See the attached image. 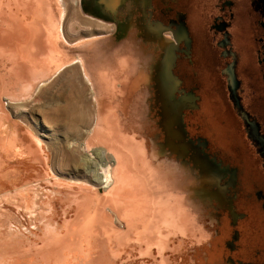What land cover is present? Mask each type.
<instances>
[{
  "label": "rangeland",
  "instance_id": "1",
  "mask_svg": "<svg viewBox=\"0 0 264 264\" xmlns=\"http://www.w3.org/2000/svg\"><path fill=\"white\" fill-rule=\"evenodd\" d=\"M0 2V47L5 41H42L25 29L12 36L4 21L9 13L10 21L17 19L8 0ZM63 2L68 17L64 36L61 30L36 29L37 35L46 31L51 41H76L104 32L79 28L78 16L83 14L78 0ZM70 70L53 69V75L36 81L23 95L16 76L20 64L9 74L8 62L0 61V264H257L256 244L249 235L240 239L237 219L228 206L215 202L213 214L199 219L173 184L165 192L158 188L157 159L143 153L159 145L158 127L150 121L161 109L154 84L150 93L134 88L130 113L120 105L107 113L106 118L113 115L118 125L103 126L104 134L96 133L103 134L102 143L95 144L89 134L97 114L93 79ZM109 83L105 85L111 88L114 83ZM132 83L123 77L122 91ZM13 86L18 93L8 92ZM129 118L133 126L124 124ZM131 127L133 141L121 139L131 159L127 166L123 160L115 163L110 137L125 139ZM113 128L119 131L115 136ZM231 145L245 151L238 160L253 165L247 145L239 141ZM108 160L120 177L117 189L108 190L88 171L95 165L101 172L99 164ZM147 175L151 184L144 181ZM235 208L244 211L242 204ZM227 246H238V256L228 253Z\"/></svg>",
  "mask_w": 264,
  "mask_h": 264
},
{
  "label": "flooded vegetation",
  "instance_id": "2",
  "mask_svg": "<svg viewBox=\"0 0 264 264\" xmlns=\"http://www.w3.org/2000/svg\"><path fill=\"white\" fill-rule=\"evenodd\" d=\"M137 2L129 15L139 9V25H130L129 36L144 41L150 32L156 52L151 60L135 62L124 77L133 80L125 91L123 77L103 80L102 91L114 92V100L103 104L130 113L134 88L150 93L154 84L161 109L150 121L158 127L159 145L143 153L181 162L176 170L156 171L158 188L165 192L173 184L199 219L213 214L215 202L228 206L240 239L254 240L257 264H264V0ZM161 35L172 41L167 48L159 46ZM234 141L248 146L253 165L238 160L245 151L234 149ZM237 203L243 212H236ZM237 247L227 246V252L238 256Z\"/></svg>",
  "mask_w": 264,
  "mask_h": 264
},
{
  "label": "crops",
  "instance_id": "3",
  "mask_svg": "<svg viewBox=\"0 0 264 264\" xmlns=\"http://www.w3.org/2000/svg\"><path fill=\"white\" fill-rule=\"evenodd\" d=\"M27 3L19 7H9L12 9L10 10L17 21H10L11 15L9 13V21H4L7 24L6 29L10 30L11 28H8V26H11L18 28V30H61V34L64 36L65 24L67 23L66 20H68V17L63 0H39L37 4L36 0H29ZM33 3H35L36 7H34L35 5L32 6ZM130 5L136 9L138 7L137 0H78L80 13L83 15L78 16V24L81 26H77L79 28L94 30L100 29L104 30V32L83 36L76 41L66 39L64 41H47V43L42 41V43H45L43 44V49L41 41H9L8 43L5 41L0 47V61L8 62V71L10 74V71L15 69L20 62H24V57H22L24 52L33 54L38 51L37 49L41 48L44 50L42 57H45L46 51L49 49L46 56L54 57L52 67L56 69V72L67 67H72L70 71L79 73L77 77L93 79L90 82L94 86L93 99L97 106V114L89 134L95 141L97 140V134L101 132L104 134L103 126L112 127L113 123L114 125H118L113 115L106 118L107 113L112 112L116 107H112L110 103L103 104L104 100L105 102L114 100V92L112 89L108 92L102 91L101 85L103 80L129 76L128 73L133 71L135 62L151 60L156 52L154 47L157 43L151 41V37L149 36L150 32L147 33L144 41L141 38L134 39L129 36L130 25H139V22L135 23L136 21L134 19L135 16H138L139 9H134L133 13L129 15ZM160 38L159 46L167 48L170 42H172L166 41L167 36L165 35H161ZM38 52L39 54L41 53L40 50ZM57 63L62 64L60 69L58 67L56 68ZM37 71L44 72L45 69ZM73 76L75 77V75ZM8 92L16 94L18 93V89L15 86L13 90L11 89ZM103 92L105 94L102 97ZM126 110L129 111L128 108ZM102 113H104L103 117L101 116ZM111 116L113 118H110ZM124 124H130L129 120L126 119ZM111 130L109 133H111ZM127 139L133 141L132 132L129 131ZM131 156L133 157V151H131ZM148 156L155 159V155L153 154H148ZM155 163L159 171L161 169L162 171H166L169 167H174V170H176L178 166H181V162L174 157L165 160L162 158L160 160L159 154ZM149 164L148 162L145 163L147 166ZM124 167L122 166V168ZM148 175L144 181L149 180ZM141 188L145 189L147 187L143 186Z\"/></svg>",
  "mask_w": 264,
  "mask_h": 264
},
{
  "label": "bare ground",
  "instance_id": "4",
  "mask_svg": "<svg viewBox=\"0 0 264 264\" xmlns=\"http://www.w3.org/2000/svg\"><path fill=\"white\" fill-rule=\"evenodd\" d=\"M24 4H28L27 3V0H25V1H23V0H8V2H7V5L10 6V7H13V6L19 7V6H23ZM0 5H1V2H0ZM34 30H30L31 31V33H30L31 36H33V37L34 36H36V37L38 36L42 41H45V43H47V41H51V39L47 35V32L46 31H44L43 34L37 35V33ZM16 31H18L17 28H14V30L13 29L12 30H9V32H10V34L12 36H16V35L19 34ZM36 39L37 38H35V40ZM42 41H41V43H42ZM45 43H42L41 44L42 45V49H43V44H45ZM32 45H31V47H32ZM37 45H39V44L37 43ZM33 47H35V46H33ZM42 49L39 48V50L41 52L40 54H39L38 51L34 54L33 52H31L32 50L30 52L33 53V54H30L29 52H24L22 54V57H24L23 58V61L24 62H22V63L20 62L19 63L20 64V72H19L18 75L16 74V76H17V79H18L17 82H18V84L20 85V87L22 89V93H24L23 95H25L27 91H29V90H31L33 88V86L35 85L36 81H42L45 77L51 76V74L54 72L53 71V67H52V65L54 63V59L51 56H46L47 55V51L49 49L46 51V48H45V51H46L45 57H42L43 56V53L42 52H44V50H42ZM37 54L39 56H37ZM55 60H56V58H55ZM58 60H59V58H58ZM55 63H56V61H55ZM59 65H60V63H57L56 68L59 67ZM36 69L37 70L45 69V71L44 72L43 71H40L39 72ZM71 107H69V109ZM63 108H65V107H63ZM65 111H66V109H65ZM69 111H71V110H69ZM73 115H75V114H73ZM68 116H69V114H68ZM70 116L72 117V114ZM63 122H65V121H63ZM113 126H114V124H113ZM115 133L117 134V133H119V131L116 130V129L114 130V128H113L112 129V134H114V136H115ZM121 137H123V136L119 135L117 137L116 136L115 137H110L112 139V140H110L112 142L110 148L112 150H114V153L116 154V157L113 154V158H114L115 163H117V161H121L122 164H123V161H124V163L126 165V163L128 162V159L130 160L131 158L128 156V151L129 150L126 148L127 145L124 143L125 141H122L121 139L126 140L127 142L129 141V139H127V138L124 139V138H121ZM102 140H103V134H100V136H97V141H96L95 144H98L100 142L102 143ZM103 150L105 151V149L102 148V151ZM98 154H99V157L103 156V153L102 152H99ZM89 163H91V162H89ZM125 165H122V166L124 167ZM99 166H102V168H103L101 172L98 171L97 166H95V165H94V167L92 166V168H90V169L88 167L87 168H88V171L89 172H92V173H94L96 175V178H97L98 182L101 185H103L104 187H106L108 190L111 189V188L117 189V185L120 182V177H118L116 175V171H114L115 169L113 171L111 170V168H112V162H111V160H108L107 162L105 161L104 163L99 164ZM105 168H109V170L108 171L107 170H104Z\"/></svg>",
  "mask_w": 264,
  "mask_h": 264
}]
</instances>
